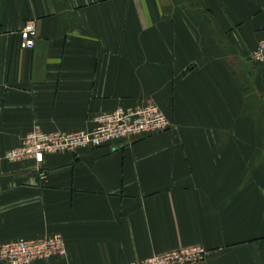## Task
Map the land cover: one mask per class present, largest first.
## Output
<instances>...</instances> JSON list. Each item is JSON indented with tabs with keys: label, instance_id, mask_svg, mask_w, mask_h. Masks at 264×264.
I'll use <instances>...</instances> for the list:
<instances>
[{
	"label": "crops",
	"instance_id": "crops-1",
	"mask_svg": "<svg viewBox=\"0 0 264 264\" xmlns=\"http://www.w3.org/2000/svg\"><path fill=\"white\" fill-rule=\"evenodd\" d=\"M263 37L264 0H0V243L62 235L66 254L35 264L192 245L199 264H264V63L247 57ZM148 100L168 130L3 158L35 125L89 131Z\"/></svg>",
	"mask_w": 264,
	"mask_h": 264
},
{
	"label": "built area",
	"instance_id": "built-area-1",
	"mask_svg": "<svg viewBox=\"0 0 264 264\" xmlns=\"http://www.w3.org/2000/svg\"><path fill=\"white\" fill-rule=\"evenodd\" d=\"M20 46L31 49L37 36L33 21L25 22L18 31ZM252 63H264V37L248 52ZM89 131L45 132L38 125L26 134L22 143L3 154L15 162L32 159L40 164L45 154L75 152L82 148L111 147L116 141L131 142L143 135L168 130L172 123L160 107L148 100L143 104L118 107L97 114ZM66 245L58 233L33 238H18L0 243V263L35 264L38 261L64 256ZM207 254L202 246L192 245L151 255L129 264H199Z\"/></svg>",
	"mask_w": 264,
	"mask_h": 264
}]
</instances>
